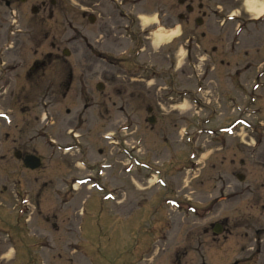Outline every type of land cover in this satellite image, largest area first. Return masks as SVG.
Masks as SVG:
<instances>
[{"label": "rangeland", "instance_id": "374dc122", "mask_svg": "<svg viewBox=\"0 0 264 264\" xmlns=\"http://www.w3.org/2000/svg\"><path fill=\"white\" fill-rule=\"evenodd\" d=\"M4 1L0 264H264V17L247 0Z\"/></svg>", "mask_w": 264, "mask_h": 264}, {"label": "flooded vegetation", "instance_id": "af4514ba", "mask_svg": "<svg viewBox=\"0 0 264 264\" xmlns=\"http://www.w3.org/2000/svg\"><path fill=\"white\" fill-rule=\"evenodd\" d=\"M19 2H21V4H26L28 1H30V0H18ZM5 2V5L6 6H9L10 5V2L9 1H4ZM180 2H185V0H180ZM50 5L52 6V5H54L55 3H56V0H50ZM197 8L200 10L201 9V4L200 3H198L197 4ZM186 9L188 10V11H192V6L189 4V3H187L186 4ZM31 11L33 12V13H38V7H32L31 8ZM203 14V16H204V12L202 13ZM181 18H183V16L181 15L180 16ZM94 20H95V17H94ZM202 20L200 19V18H198L197 19V22H201ZM142 48H139L138 50H141ZM35 65L36 64H33V65H31V67L32 68H34L35 67ZM149 66H146L145 65V68L147 69V70H151L150 69V67L148 68ZM153 69V68H152ZM148 78L150 79V80H152L153 78L152 77H147V80H148ZM146 80V81H147ZM150 80H148V81H150ZM156 81L154 80L153 81V83H155ZM173 84V83H172ZM152 85V84H151ZM97 88L98 89H102L103 88V85H102V83H99V84H97ZM171 88H172V85H168V90H167V92L169 91L170 93H171ZM170 99H171V97H170ZM170 104V103H169ZM170 105H173L174 106V104L173 103H171ZM151 110H152V108L150 107V106H146V111L147 112H151ZM151 119H153V123H154V121H155V118L152 116L151 117ZM109 125H110V123H105L104 125H103V127H109ZM218 129V128H217ZM235 129V128H234ZM234 129L232 130V131H234ZM204 130H208V129H204ZM221 130V129H220ZM79 136V135H78ZM77 137V136H76ZM101 137H103V138H105L106 140H109V143H111L112 142V140H111V135H109V134H107V133H105V134H102L101 135ZM221 146L222 147H224V148H221V150H223V149H225V148H227V147H225L226 146V144H227V141H228V138H226V136H224V137H221ZM134 148V147H133ZM132 148V149H133ZM15 151H20L19 153H20V158L19 159H17V160H19V161H21L22 162V159H23V157L25 156V155H27V154H35V153H33V152H23L22 150H15ZM36 155V154H35ZM37 156V155H36ZM39 157V156H38ZM126 160H127V163H125V165H128V164H130L131 163V160H130V157H129V155L127 154V152H126ZM41 159V158H40ZM234 161V159H232L231 158V162H233ZM131 168L132 167H130L129 168V171L131 170ZM171 169V168H170ZM166 171L164 170V171H162L160 174L162 175V174H164ZM156 173V172H155ZM153 174V173H152ZM157 174V173H156ZM159 174V178L157 179V180H155V183H157V184H159V183H161L162 185H160L162 188H164V190H158V192L156 191V193L154 194L155 196L156 195H161V197H160V202H161V204H162V201L163 202H165V203H170V202H172V201H174V198L172 197V196H170L169 195V193L167 192H165V189H167L168 187H167V183H165V181H164V179H163V177L161 176ZM163 179V181H161ZM172 190V189H171ZM167 194H168V196H167ZM171 194H173L172 193V191H171ZM158 197V196H157ZM215 201L216 202H219L220 201V197H217L216 199H215ZM223 223H224V221H222V222H220V223H218V222H216V223H214L213 225H212V233L215 235L216 233H214V228H216V225H219L220 226V230L222 229L223 230V227H222V225H223ZM258 251H262V247L260 246L259 248H258Z\"/></svg>", "mask_w": 264, "mask_h": 264}, {"label": "bare ground", "instance_id": "6f19581e", "mask_svg": "<svg viewBox=\"0 0 264 264\" xmlns=\"http://www.w3.org/2000/svg\"><path fill=\"white\" fill-rule=\"evenodd\" d=\"M256 0H247L246 3H247V6L249 7L248 10L249 12H255V15H263L264 14V4L261 5L259 8L258 6H255L253 4V2H255ZM140 19L146 23V20L144 19V16H140ZM177 33V29L174 28V30H171V29H165V28H158L156 30V32L154 33L155 35H157V43H159V40L161 39H169L171 37H176V34Z\"/></svg>", "mask_w": 264, "mask_h": 264}, {"label": "water", "instance_id": "95a60500", "mask_svg": "<svg viewBox=\"0 0 264 264\" xmlns=\"http://www.w3.org/2000/svg\"><path fill=\"white\" fill-rule=\"evenodd\" d=\"M90 20L92 21V18H90ZM67 50H64V54H67ZM152 121V120H151ZM15 156L17 158H20V154L19 152H15ZM23 166L29 169H36L40 166V159L34 155L31 154H27L24 156L23 158ZM239 179H242L243 176L238 175ZM214 232L215 233H219L220 232V226L216 225V228H214ZM236 264V263H233Z\"/></svg>", "mask_w": 264, "mask_h": 264}, {"label": "clouds", "instance_id": "9594fccd", "mask_svg": "<svg viewBox=\"0 0 264 264\" xmlns=\"http://www.w3.org/2000/svg\"><path fill=\"white\" fill-rule=\"evenodd\" d=\"M11 254H12V250H11V249H9V250H8V252H6V253H5V256H8V257H10V256H11Z\"/></svg>", "mask_w": 264, "mask_h": 264}]
</instances>
